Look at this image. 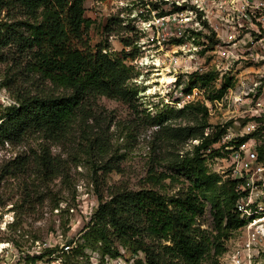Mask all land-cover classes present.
Masks as SVG:
<instances>
[{
	"label": "trees",
	"instance_id": "1",
	"mask_svg": "<svg viewBox=\"0 0 264 264\" xmlns=\"http://www.w3.org/2000/svg\"><path fill=\"white\" fill-rule=\"evenodd\" d=\"M85 2L0 0V63L11 62L2 76L14 98L0 112V146L6 142L22 143L33 135L59 143L79 123L89 142L87 152L95 148L104 153L107 139L90 128L100 124L95 115L96 100L106 96L129 105L137 102L139 87L132 82L137 71L124 60L132 52L123 50V56H118L103 52V44L95 49L88 46L86 36L91 20L85 14ZM215 74L208 71L197 81L202 87L208 86ZM38 80L43 84L37 85V92L23 84ZM230 83L224 81L208 96H220ZM187 113L202 116L193 125H172L174 119ZM147 116L161 127L163 141L200 139L192 150L176 152L169 158L168 167L175 172L158 170L153 164L148 180L156 186L166 179L176 182L184 175L190 184L170 195L154 187H142L116 189L109 198L101 197L90 220L81 228L84 241L62 248L63 264H85L81 260L87 256L85 247H98L102 255L112 258L121 255L120 248L131 250L133 255L142 252L144 256L136 258L135 264H204L213 251L222 252L232 230L246 223L236 206L241 180L223 179L206 164L207 154L213 153L212 147L221 140L226 126L215 127V131L206 134L209 111L200 103ZM246 138H239L238 143ZM37 157L33 160L42 165L45 178L60 173L58 162L49 152L43 151ZM31 163L30 155L17 154L2 165L1 171L16 176L26 173ZM102 167L110 171L118 167V162L107 161ZM206 204H210L214 217L212 230L203 228L198 221ZM58 250L57 245L44 247L32 255V260Z\"/></svg>",
	"mask_w": 264,
	"mask_h": 264
},
{
	"label": "rangeland",
	"instance_id": "2",
	"mask_svg": "<svg viewBox=\"0 0 264 264\" xmlns=\"http://www.w3.org/2000/svg\"><path fill=\"white\" fill-rule=\"evenodd\" d=\"M86 5H89V0H86ZM111 29L115 31V36L110 41V52L118 56H123V50L133 53V48H123V45L131 40L122 34L120 26H111ZM86 37L88 46L94 49L96 45L107 44L109 38L104 37L97 24L89 27ZM173 51L165 49L161 53H167L169 56ZM131 58L128 54L124 60L131 64L128 61ZM162 58L165 59V56ZM185 58L189 56L185 55ZM165 61L161 59L160 63L151 66H134L137 75L132 82L139 87L138 100L134 105L106 96H99L96 100L95 115L99 117L100 124L90 128L92 132H101L103 138L107 139L106 152L98 153L95 148L92 152H87L89 142L84 137L82 124L79 123H76L59 143L33 135L22 143L6 142L0 146V243L3 244L0 247V264H63L62 248L84 241L81 237L84 231H81V228L90 220L101 197L109 198L111 192L116 189L142 187H154L170 195L182 186L190 184V180L184 175H180L176 182L166 179L164 183L156 186H152L148 180L153 164L157 165L158 170L175 172V169L168 167L169 158L176 152L192 150L200 139H180V142L172 143L163 141L162 134L159 133L161 127L153 124L147 115L155 114L159 110L167 112L170 108L180 109L170 104L172 90L176 89L178 82H182L186 88L201 87L207 97L208 93L215 91L219 80L213 77L209 85L204 87L197 81L200 75L212 70V63L202 66L196 64L200 69L194 70L190 67L188 69L186 64H173L167 59ZM8 63L11 62L0 63V112L14 99L13 90L3 84L7 82L2 75H6ZM13 82L15 83L14 80ZM33 82L26 81L23 84L30 86L33 92L39 91L40 87L37 85L43 84L42 81ZM246 82L252 84L250 80ZM233 84L240 85L238 81H233ZM236 90L240 88L236 86ZM237 108L234 106L233 115H225L224 110L220 109L210 112L209 126L206 127L205 133L215 131L218 126H226L239 133L249 116H244L243 111ZM201 116L202 113H187L174 119L172 125H193L196 118ZM232 140L231 143L234 142ZM226 144L227 141L219 148L212 147L213 153L207 154L206 164L211 172H216L220 164L218 158L226 155ZM43 151L49 152L53 160L58 162L60 173L57 176L45 178L42 165L34 162L35 156L40 157ZM17 154L32 157L28 171L16 176L3 174L2 165ZM158 160L159 164L156 163ZM107 161H110V164L118 162V167L110 171L104 167L100 168ZM261 189L264 188H256V191ZM257 196L254 195L253 198L257 199ZM198 221L203 228L214 229L210 204H206ZM248 232L246 225L232 230L224 242L222 252L215 254L213 251L204 264H264V238L252 242L250 247H247ZM55 245L59 250L52 255L32 260L34 253ZM119 250L121 255L112 258L102 255L98 247H85L87 256L81 260L85 264H135L136 258L144 256L142 252L133 255L127 248Z\"/></svg>",
	"mask_w": 264,
	"mask_h": 264
},
{
	"label": "built area",
	"instance_id": "3",
	"mask_svg": "<svg viewBox=\"0 0 264 264\" xmlns=\"http://www.w3.org/2000/svg\"><path fill=\"white\" fill-rule=\"evenodd\" d=\"M85 14L91 25L97 24L104 37H109L102 46L105 53L110 52L115 36L111 26L119 25L131 40L123 48H133L128 59L133 66H151L167 59L197 70L212 63L217 88L226 80L231 82L215 98L206 97L201 87L186 88L178 82L170 104L184 108L200 103L209 113L220 109L225 115L234 113L236 106L249 116L239 133L227 127L213 145L219 148L227 141V153L218 158L216 173L223 179L241 180L236 206L249 228L247 247L263 239L264 189L256 188H264V0H89ZM165 49L174 51L168 56L161 53Z\"/></svg>",
	"mask_w": 264,
	"mask_h": 264
},
{
	"label": "bare ground",
	"instance_id": "4",
	"mask_svg": "<svg viewBox=\"0 0 264 264\" xmlns=\"http://www.w3.org/2000/svg\"><path fill=\"white\" fill-rule=\"evenodd\" d=\"M164 78H165V77H164ZM2 245H3V244H2V243H0V247H2Z\"/></svg>",
	"mask_w": 264,
	"mask_h": 264
}]
</instances>
